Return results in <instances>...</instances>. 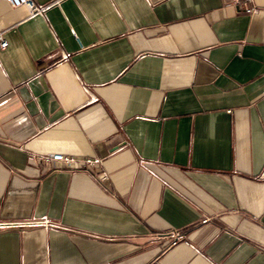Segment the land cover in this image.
Here are the masks:
<instances>
[{
  "label": "crops",
  "instance_id": "0c3cea01",
  "mask_svg": "<svg viewBox=\"0 0 264 264\" xmlns=\"http://www.w3.org/2000/svg\"><path fill=\"white\" fill-rule=\"evenodd\" d=\"M231 1L0 0V223L52 221L0 264H264V0Z\"/></svg>",
  "mask_w": 264,
  "mask_h": 264
},
{
  "label": "built area",
  "instance_id": "2783aa9c",
  "mask_svg": "<svg viewBox=\"0 0 264 264\" xmlns=\"http://www.w3.org/2000/svg\"><path fill=\"white\" fill-rule=\"evenodd\" d=\"M7 3L11 4L13 7H26L30 15H40L41 13H44L49 8L54 6V4L59 3V0H47L44 2H35L34 0H5ZM231 3L235 5L240 11H245L247 13L255 14L258 13V7L254 4L253 0H232ZM7 45V42L3 39V34L0 32V47H5ZM29 160H34L39 163H61L65 165L66 167H70L73 165V163H76L78 159L75 156L70 155H64L61 152L58 153H44V154H34L29 153L28 155ZM85 165H97L101 163L100 158L96 157H88L80 160ZM207 219L204 220L206 222ZM52 221H50L47 218H44L42 220H31L27 222H16V223H10V222H2L0 223V228L2 227H31L32 225H43L48 226L51 225ZM169 237L172 239L171 244L174 245L178 243L179 241H182L185 244H188V241L185 238V235L178 231H173L169 234Z\"/></svg>",
  "mask_w": 264,
  "mask_h": 264
},
{
  "label": "water",
  "instance_id": "95a60500",
  "mask_svg": "<svg viewBox=\"0 0 264 264\" xmlns=\"http://www.w3.org/2000/svg\"><path fill=\"white\" fill-rule=\"evenodd\" d=\"M24 89H25V87L21 86L18 88V91L22 92V97H23V100L25 101V103L27 105V108L34 115V119L40 125L39 122H42V120H41V116L39 114V111L37 109V106L34 104V101L32 100L30 94L28 92L24 91Z\"/></svg>",
  "mask_w": 264,
  "mask_h": 264
}]
</instances>
